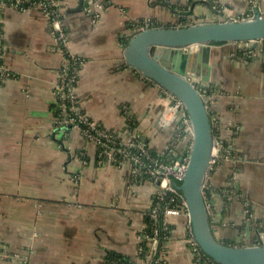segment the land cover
<instances>
[{
    "label": "crops",
    "instance_id": "obj_1",
    "mask_svg": "<svg viewBox=\"0 0 264 264\" xmlns=\"http://www.w3.org/2000/svg\"><path fill=\"white\" fill-rule=\"evenodd\" d=\"M58 1L66 52L84 61L77 86L84 113L119 132L131 119L138 140L169 160L186 156L188 134L180 121L170 125L175 109L164 89L127 65V42L142 25L181 28L264 11V0H209L216 13L202 0ZM0 16L13 75L0 82V244L14 256L0 264H112L109 253L152 264L155 185L135 181L130 165H101L99 148L79 129L56 126L54 91L66 54L43 10L5 5ZM255 44L213 45L208 81L193 79L212 97L215 136L232 152L205 195L216 239L234 247L264 242V41ZM166 222L164 264H204L188 217Z\"/></svg>",
    "mask_w": 264,
    "mask_h": 264
},
{
    "label": "water",
    "instance_id": "obj_2",
    "mask_svg": "<svg viewBox=\"0 0 264 264\" xmlns=\"http://www.w3.org/2000/svg\"><path fill=\"white\" fill-rule=\"evenodd\" d=\"M199 3L217 12L209 0ZM259 41H264V13L256 10L244 20L195 23L181 28L149 27L135 34L124 52L128 66L184 106L191 146L185 178L177 187L186 200L189 224L198 247L217 264H264V245L230 246L218 241L212 231L204 186L218 142L210 109L193 79L208 81L213 45Z\"/></svg>",
    "mask_w": 264,
    "mask_h": 264
},
{
    "label": "built area",
    "instance_id": "obj_3",
    "mask_svg": "<svg viewBox=\"0 0 264 264\" xmlns=\"http://www.w3.org/2000/svg\"><path fill=\"white\" fill-rule=\"evenodd\" d=\"M248 1L252 3L259 2V0ZM5 5L22 11L29 9L30 5L43 10V13L49 18L50 24L52 25V32L56 35V41H58L60 50L62 49L66 54V60L59 73V83L54 91L56 126L59 129H79L86 140L94 143L99 148V163L101 165L106 163L118 166L130 165L132 176L135 181L145 179L155 185L157 191L154 204L148 214L150 233L147 237L149 241H151L152 246L155 247L152 264H164L166 260L164 249L166 242L169 239L170 231L166 222V217L169 215H185L188 217L186 200L177 185H179L185 178L189 163V150L186 156L180 158V160L165 159V157L159 153L154 154L148 147L138 140L131 119L128 120V123L121 132L106 129L101 124L90 119V117L82 110L79 96L77 94V86L84 61L83 59L66 52V47L69 41L67 33L63 28V11L59 1L0 0V10ZM261 12L264 13V11ZM253 15L240 20L251 18ZM147 28H149L148 25H142L140 30L143 31ZM262 42L263 41H259L257 43ZM12 77L13 75H11L4 64V27L0 16V82H4ZM198 87L204 97L207 107L210 109V105L213 103L212 97L206 95L205 91L200 86ZM166 94L171 100V105L173 104L171 108L175 109V112H172L174 118L172 119V122L170 121V125L173 122L180 121L184 132L187 134L191 133L188 118L182 102L169 95L167 92ZM216 140L218 146L207 170L204 186L205 192L209 188V178L217 165L226 160L231 161V149H222L219 140L217 138ZM162 224L164 225V228H160ZM262 227H264V225ZM189 229L190 242L198 259L204 264H217L212 260L204 258V254L201 252L194 238L190 224ZM257 244L264 245V242H259ZM140 251L143 252V249ZM13 257L14 256L10 253L9 249L0 244V260H9ZM112 264L118 263L117 261H113Z\"/></svg>",
    "mask_w": 264,
    "mask_h": 264
},
{
    "label": "trees",
    "instance_id": "obj_4",
    "mask_svg": "<svg viewBox=\"0 0 264 264\" xmlns=\"http://www.w3.org/2000/svg\"><path fill=\"white\" fill-rule=\"evenodd\" d=\"M128 43V42H127ZM127 45V44H126ZM153 152V151H152ZM154 154H156V152H153ZM166 159V158H165ZM160 228H164V225L162 224L161 226H160ZM150 233V228H148V234ZM144 246H146L145 244H144ZM109 256H108V259L109 260H115V261H117V263L118 264H130L129 263V261L127 260V259H125V258H123V257H121V256H119V255H115V254H112V253H109L108 254ZM204 256V258H206V259H209V260H211L210 258H208L206 255H203Z\"/></svg>",
    "mask_w": 264,
    "mask_h": 264
},
{
    "label": "bare ground",
    "instance_id": "obj_5",
    "mask_svg": "<svg viewBox=\"0 0 264 264\" xmlns=\"http://www.w3.org/2000/svg\"><path fill=\"white\" fill-rule=\"evenodd\" d=\"M213 153H215V150L213 151Z\"/></svg>",
    "mask_w": 264,
    "mask_h": 264
},
{
    "label": "rangeland",
    "instance_id": "obj_6",
    "mask_svg": "<svg viewBox=\"0 0 264 264\" xmlns=\"http://www.w3.org/2000/svg\"><path fill=\"white\" fill-rule=\"evenodd\" d=\"M58 85V84H57Z\"/></svg>",
    "mask_w": 264,
    "mask_h": 264
}]
</instances>
